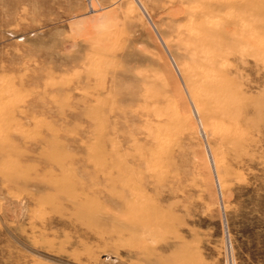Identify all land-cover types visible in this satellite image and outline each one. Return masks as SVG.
Instances as JSON below:
<instances>
[{
  "label": "rangeland",
  "instance_id": "374dc122",
  "mask_svg": "<svg viewBox=\"0 0 264 264\" xmlns=\"http://www.w3.org/2000/svg\"><path fill=\"white\" fill-rule=\"evenodd\" d=\"M227 261L264 264V0H0V264Z\"/></svg>",
  "mask_w": 264,
  "mask_h": 264
},
{
  "label": "built area",
  "instance_id": "2783aa9c",
  "mask_svg": "<svg viewBox=\"0 0 264 264\" xmlns=\"http://www.w3.org/2000/svg\"><path fill=\"white\" fill-rule=\"evenodd\" d=\"M226 264H236L234 261H227V263Z\"/></svg>",
  "mask_w": 264,
  "mask_h": 264
},
{
  "label": "bare ground",
  "instance_id": "6f19581e",
  "mask_svg": "<svg viewBox=\"0 0 264 264\" xmlns=\"http://www.w3.org/2000/svg\"><path fill=\"white\" fill-rule=\"evenodd\" d=\"M84 25V24H83ZM89 25V24H88ZM88 29V28H87ZM97 29V28H96ZM86 31V30H85ZM98 31V30H97ZM95 32V31H94ZM96 33V32H95ZM75 35V34H74Z\"/></svg>",
  "mask_w": 264,
  "mask_h": 264
}]
</instances>
